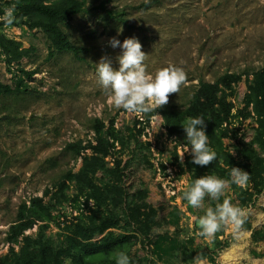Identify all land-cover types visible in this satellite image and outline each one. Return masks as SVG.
Segmentation results:
<instances>
[{
  "label": "rangeland",
  "instance_id": "obj_1",
  "mask_svg": "<svg viewBox=\"0 0 264 264\" xmlns=\"http://www.w3.org/2000/svg\"><path fill=\"white\" fill-rule=\"evenodd\" d=\"M81 1L88 12L62 28L82 48L83 61L57 53L41 30L19 24L15 12L13 24L0 25V33L31 50L11 70L0 50V82L16 91L0 98V264H12L16 255L42 244L66 251L59 256L60 264H78L79 252L70 240L76 238L74 228L100 224L105 217L115 226L88 241L77 240H127L110 255H84L82 264H109L121 251L133 264H196L197 255L201 264H264V175L260 193L252 184H229L219 201L206 196L202 209L192 208L183 198L195 180L185 135L171 136L159 114L147 121L146 113L115 108L95 71L102 56L118 67L120 49L109 46L110 38L123 42L136 37L147 55L146 73L154 75L168 66L186 72L185 83L165 105L180 111L201 81L215 83L225 73L247 74L229 97L233 137L224 145L238 161L241 155L264 158L256 119L245 117L251 112L245 98L253 74L264 68V0ZM9 8L1 6L0 18ZM19 69L34 75L27 79ZM96 120L112 127L114 134L111 157L88 177L92 190L103 195L99 202L90 199L88 182L65 181L70 172L78 175L84 158L92 156L90 150L76 156L66 147L94 144ZM218 169L203 176L229 180L222 163ZM36 198L42 199L48 216L9 244L6 239L21 207L34 208ZM224 199L244 212L239 231L227 225L212 237L199 236L198 218Z\"/></svg>",
  "mask_w": 264,
  "mask_h": 264
},
{
  "label": "trees",
  "instance_id": "obj_2",
  "mask_svg": "<svg viewBox=\"0 0 264 264\" xmlns=\"http://www.w3.org/2000/svg\"><path fill=\"white\" fill-rule=\"evenodd\" d=\"M4 4L9 5L11 8L15 6L14 12L17 15L19 24L25 25L31 30H41L50 43L51 48L57 53H69L76 60L83 61L81 57L82 48L74 45L62 28L68 25L74 16L88 12L83 1L0 0V8ZM4 24L6 23H1L0 25ZM124 24L129 28H133L127 22H124ZM0 50L5 57V63L9 70L31 53L30 49H23L20 43L7 38L2 33H0ZM51 55H54V52ZM19 71L27 79H31L34 75V72H27L23 69H19ZM245 75L247 74L225 73L215 83L201 81L185 110L180 111L164 105L160 109L157 108L146 113V118L149 121L151 117L157 114L161 115L169 134L180 137L185 135L181 126L182 124L191 117L202 116L206 120L209 146L216 152L217 156L207 166H199L192 163L191 168L195 169L193 178H200L212 168L218 169V166L222 163L229 173L232 167H239L248 172L249 179L246 184H252L253 189L257 193H260L264 175V158L251 154V159H248L244 155H241L242 161H238L235 156L227 151L224 145L225 139L233 137L232 130L229 129L233 117V105L229 101V97L233 94L234 86L240 83ZM15 94V89L0 82V98ZM245 105L247 111L251 108V112L248 111L245 117H255L258 125L257 139L264 148V68L253 74V81L248 88ZM93 131L95 134L94 144L90 143L89 146H83L79 142L69 144L66 147L67 151L76 156L81 157L89 150L92 152V156L84 158L83 169L78 175L70 172L66 175L65 181L78 180L81 183L88 182L87 184L91 190L90 199H95L99 202L103 195L99 191L92 190L95 186L88 177L100 171L104 160L111 157L112 150L114 149V142H112L114 140V134L113 128L106 129L105 124L100 120H96ZM189 162H191V159H189ZM220 170L223 169L220 168ZM217 171L219 172V169ZM116 189H112L110 193H114ZM33 206L36 210L34 208L29 209L25 204L21 207L18 220L10 227L9 235L6 239L9 244H15L25 231L33 228L38 221L48 216L47 209L42 206L41 198L34 199ZM39 209L41 210L38 211ZM115 224L116 222H113L109 217H105L102 221L100 220V224L92 223L90 226L78 224L74 228L73 234L76 238L70 240L73 245L72 249H76L79 252L76 260L78 264H82L84 255L97 253L110 255L116 248L123 245L127 238L115 239L111 236L103 239L101 243L96 244H85L77 240V237H79L88 241L95 234H103L108 229L114 227ZM67 229L71 231V228ZM256 235H259V233L257 232ZM26 240L29 241V239ZM63 252H57L49 244H42L32 252L24 251L22 256L16 255L17 258L14 259L12 264H60L59 256ZM67 252L71 255V250H67ZM109 264H115V262Z\"/></svg>",
  "mask_w": 264,
  "mask_h": 264
},
{
  "label": "clouds",
  "instance_id": "obj_3",
  "mask_svg": "<svg viewBox=\"0 0 264 264\" xmlns=\"http://www.w3.org/2000/svg\"><path fill=\"white\" fill-rule=\"evenodd\" d=\"M14 7L7 9L0 18L8 25L14 22ZM108 44L113 49H120L115 58L118 67H113V61L108 56H102L95 63V71L99 85L109 93L110 103L117 109L143 113L151 112L154 107L160 109L168 103L169 95L178 93L186 81V72L181 67L168 66L157 70L154 75L146 73L144 62L147 55L136 37L126 38L123 42L112 37ZM181 126L185 132V152L190 149L191 163L210 165L217 154L209 146L206 120L202 116L191 117ZM180 159L182 161L183 156ZM248 179V172L239 167L231 168L229 180L215 175L201 176L183 193V198L192 208L202 209L206 196L212 201H219L229 184L243 186ZM243 216L241 208L224 199L214 208L208 207L198 218V235L212 237L227 225H233L239 231ZM194 261L201 264V257L197 255ZM115 264H130L129 255L123 251L117 253Z\"/></svg>",
  "mask_w": 264,
  "mask_h": 264
}]
</instances>
